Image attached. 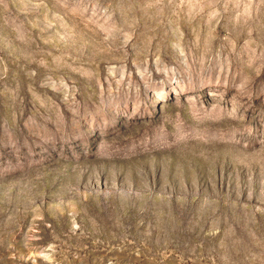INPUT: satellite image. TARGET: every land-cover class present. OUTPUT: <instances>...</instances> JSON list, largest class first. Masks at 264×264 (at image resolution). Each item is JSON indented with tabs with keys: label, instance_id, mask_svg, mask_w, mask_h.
Returning a JSON list of instances; mask_svg holds the SVG:
<instances>
[{
	"label": "rangeland",
	"instance_id": "374dc122",
	"mask_svg": "<svg viewBox=\"0 0 264 264\" xmlns=\"http://www.w3.org/2000/svg\"><path fill=\"white\" fill-rule=\"evenodd\" d=\"M0 264H264V0H0Z\"/></svg>",
	"mask_w": 264,
	"mask_h": 264
}]
</instances>
